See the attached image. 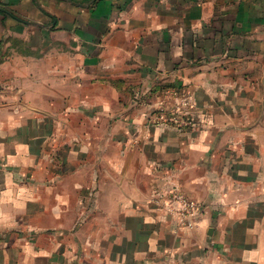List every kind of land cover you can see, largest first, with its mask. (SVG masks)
<instances>
[{
	"label": "crops",
	"instance_id": "obj_1",
	"mask_svg": "<svg viewBox=\"0 0 264 264\" xmlns=\"http://www.w3.org/2000/svg\"><path fill=\"white\" fill-rule=\"evenodd\" d=\"M0 264H264V0H0Z\"/></svg>",
	"mask_w": 264,
	"mask_h": 264
},
{
	"label": "rangeland",
	"instance_id": "obj_2",
	"mask_svg": "<svg viewBox=\"0 0 264 264\" xmlns=\"http://www.w3.org/2000/svg\"><path fill=\"white\" fill-rule=\"evenodd\" d=\"M167 88L185 91L182 87L176 84L163 86L160 92L161 100H159L153 112H151L149 122L153 124L167 125L182 130L191 129L193 126H195L196 123L192 114L193 110L191 112V119L188 120L186 126L174 125L155 116L160 102L165 97L163 91ZM156 201L158 203V206L165 211L167 216L175 219L176 229L197 231L200 228H203L204 216L209 209L208 206L203 202L196 200L195 198L175 188L162 192L156 198ZM212 229L213 228L209 230V233H212Z\"/></svg>",
	"mask_w": 264,
	"mask_h": 264
},
{
	"label": "built area",
	"instance_id": "obj_3",
	"mask_svg": "<svg viewBox=\"0 0 264 264\" xmlns=\"http://www.w3.org/2000/svg\"><path fill=\"white\" fill-rule=\"evenodd\" d=\"M163 93L165 97L160 102L155 116L174 125L186 126L195 106L192 95L173 88H167Z\"/></svg>",
	"mask_w": 264,
	"mask_h": 264
}]
</instances>
